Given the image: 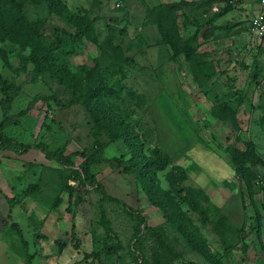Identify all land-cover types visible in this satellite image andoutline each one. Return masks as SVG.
I'll use <instances>...</instances> for the list:
<instances>
[{"label": "rangeland", "instance_id": "1", "mask_svg": "<svg viewBox=\"0 0 264 264\" xmlns=\"http://www.w3.org/2000/svg\"><path fill=\"white\" fill-rule=\"evenodd\" d=\"M258 2L0 0L12 68L39 53L63 104L39 101L10 134L67 154L103 145L104 158L137 166L90 169L145 216L146 264H264V38L250 31ZM0 74L28 79L1 59ZM41 90L27 85L21 100ZM74 161L82 171L83 158ZM136 226L40 150L0 152V264H133Z\"/></svg>", "mask_w": 264, "mask_h": 264}, {"label": "trees", "instance_id": "2", "mask_svg": "<svg viewBox=\"0 0 264 264\" xmlns=\"http://www.w3.org/2000/svg\"><path fill=\"white\" fill-rule=\"evenodd\" d=\"M230 10L231 6L222 8L220 12L215 15L214 19L224 16ZM3 26L4 23L1 22L0 17V28H2ZM82 38L83 33L80 28H78L73 36V41H80L82 40ZM0 59L7 69L13 70L17 78L21 76H28L27 80L18 82L16 78L8 81L3 77L2 74H0V93L2 96L0 100V106L2 109V119L0 120V152L12 151L17 155H24L31 148H36L40 150L46 158L55 160L57 163L64 167L71 168L72 174H74L78 179L85 181L88 185L100 192L104 199L109 201H116L122 204L124 212L128 216H131L137 220L135 233L133 238L131 239V259L133 261V264H146L145 254L142 250L144 230L147 227L145 216L141 212L129 207L124 202L110 196L105 191L104 187L98 182L95 175L90 169L91 165H100L102 163L108 162L112 164L116 163L117 165L122 166L125 172L132 173L137 171V166H135L134 164L127 165V161L120 157H113L110 159L104 158L103 145H101L99 148H85L82 151H76L67 154L66 147L51 149L50 146L44 142L33 144L20 141L12 136L10 134V130L17 125L20 118L26 117L31 109H33V107L39 101H42L43 103L53 101L56 105L59 106H62L63 104L61 102V99L53 92V90L47 85L45 81L48 67L39 53L33 51L28 55H22L20 57L19 68L16 70L12 68L10 57L7 51L2 48H0ZM27 85H32L34 87L42 86L43 90L36 92L32 96V98L29 99V101L24 102L25 100H21V95ZM20 101H23L24 103H19ZM16 104L20 106V110L18 112H13ZM24 105L25 107H23ZM75 156H80L84 160L83 164L80 166V169L82 171L73 168L75 165ZM166 164L167 161H164L160 167H164ZM67 189L69 190V186H67ZM18 198L19 197L17 196L11 198L6 197L10 206V217L12 208L19 200ZM11 227L16 229L18 234L22 236V232L17 223H12ZM105 227L107 229L109 228V226L106 224Z\"/></svg>", "mask_w": 264, "mask_h": 264}, {"label": "built area", "instance_id": "3", "mask_svg": "<svg viewBox=\"0 0 264 264\" xmlns=\"http://www.w3.org/2000/svg\"><path fill=\"white\" fill-rule=\"evenodd\" d=\"M260 9L253 20V25L250 29L254 37L264 38V0H259Z\"/></svg>", "mask_w": 264, "mask_h": 264}, {"label": "crops", "instance_id": "4", "mask_svg": "<svg viewBox=\"0 0 264 264\" xmlns=\"http://www.w3.org/2000/svg\"><path fill=\"white\" fill-rule=\"evenodd\" d=\"M257 9H258V11L257 12H259V9H260V4H259V2H258V4H257ZM230 12V11H229ZM229 12H228V14H229ZM226 15V14H225ZM225 15L224 16H222V17H225ZM257 15V14H256ZM222 17H219L218 19H222Z\"/></svg>", "mask_w": 264, "mask_h": 264}]
</instances>
